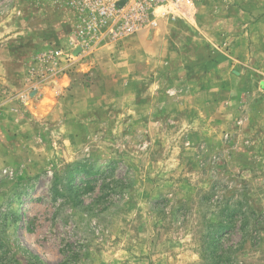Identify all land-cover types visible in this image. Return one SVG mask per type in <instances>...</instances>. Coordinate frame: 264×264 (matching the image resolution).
Instances as JSON below:
<instances>
[{"label": "rangeland", "instance_id": "1", "mask_svg": "<svg viewBox=\"0 0 264 264\" xmlns=\"http://www.w3.org/2000/svg\"><path fill=\"white\" fill-rule=\"evenodd\" d=\"M73 18L0 0V264H264V0L77 54Z\"/></svg>", "mask_w": 264, "mask_h": 264}, {"label": "built area", "instance_id": "2", "mask_svg": "<svg viewBox=\"0 0 264 264\" xmlns=\"http://www.w3.org/2000/svg\"><path fill=\"white\" fill-rule=\"evenodd\" d=\"M73 12L70 44L80 52L100 46L115 45L150 29L156 22L189 0H61ZM59 49L50 50L55 58Z\"/></svg>", "mask_w": 264, "mask_h": 264}, {"label": "crops", "instance_id": "3", "mask_svg": "<svg viewBox=\"0 0 264 264\" xmlns=\"http://www.w3.org/2000/svg\"><path fill=\"white\" fill-rule=\"evenodd\" d=\"M206 47L208 48V54L203 55V56H197L200 67H202L201 73L206 75V77H215L216 75L218 76V73L223 72L224 70V65L226 64V60H221L223 59L222 57H216V50L212 49V47H217L215 43H207ZM245 69H241L240 75L241 78V83L242 84H247V87H254L256 85V82L260 80V78L257 76V74L254 72L256 69L253 71L249 70L252 68L251 66H248L247 64L244 65ZM248 68V69H247Z\"/></svg>", "mask_w": 264, "mask_h": 264}, {"label": "water", "instance_id": "4", "mask_svg": "<svg viewBox=\"0 0 264 264\" xmlns=\"http://www.w3.org/2000/svg\"><path fill=\"white\" fill-rule=\"evenodd\" d=\"M79 47L75 49L74 53L77 54L79 52Z\"/></svg>", "mask_w": 264, "mask_h": 264}]
</instances>
